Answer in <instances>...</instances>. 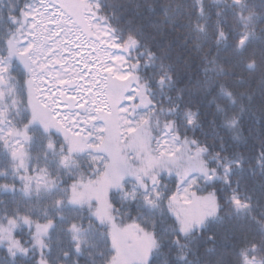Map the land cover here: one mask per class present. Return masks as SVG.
I'll return each mask as SVG.
<instances>
[{
  "label": "trees",
  "instance_id": "obj_1",
  "mask_svg": "<svg viewBox=\"0 0 264 264\" xmlns=\"http://www.w3.org/2000/svg\"><path fill=\"white\" fill-rule=\"evenodd\" d=\"M88 1L127 59L121 96L134 84L148 104L142 144L168 134L182 146L179 165L205 172L116 165L109 181L101 168L97 180L82 134L34 125L23 167L0 140V264H264V0ZM39 2L0 0V60ZM13 73L23 80L20 66ZM37 168L48 172L47 192L28 191ZM193 177L186 210L212 200L195 220L181 215L178 198ZM82 231L91 243L77 253L71 238Z\"/></svg>",
  "mask_w": 264,
  "mask_h": 264
},
{
  "label": "rangeland",
  "instance_id": "obj_2",
  "mask_svg": "<svg viewBox=\"0 0 264 264\" xmlns=\"http://www.w3.org/2000/svg\"><path fill=\"white\" fill-rule=\"evenodd\" d=\"M83 1L88 0H40L37 8L28 13L24 31L12 37L8 43L6 59L0 60V140L7 144L13 154L15 166L23 167V151L33 143L31 131L34 125H41L44 132L59 126L73 134H82L89 151L94 153H88L87 157L97 167V180L99 174L104 173L103 170L105 180L109 181V173L116 165L153 167L157 172L167 173L171 167H178L181 178L185 175H202L204 168L194 161L179 165L182 146L170 135L164 134L151 148L142 144L138 126L144 118L142 111L148 104L134 84L126 90L124 97L121 96L124 90L120 84L131 75L127 59L106 28L94 23L93 2L88 1L87 6H83ZM44 39L50 42L49 47L44 44ZM52 48L58 51V55L43 61L45 53ZM17 66L22 69L21 81L13 73V68ZM82 67L85 68L84 72L81 71ZM90 68L92 72L87 76L86 70ZM107 77L113 81L110 87L114 90L110 89V94L105 91ZM69 80L77 86L75 90L65 91V94L76 95L80 102L87 103L83 115L68 114L58 109V88ZM106 97L110 98V104ZM44 109L53 113L54 121H48ZM26 114L29 116L28 124L16 130L20 116ZM44 136L49 139L48 134ZM121 158L124 163H120ZM34 164L39 167L36 161ZM66 167L75 177L79 176L69 164ZM195 178L182 181L178 196L181 215L191 212V220L202 216L204 210L201 207L211 206L212 203L208 197L197 199V203L189 209L192 211L186 210L194 204L191 187ZM27 179L28 191L30 188L48 191L45 185L51 180L46 169L37 168ZM104 182L91 186V192L98 195ZM24 199L28 201L26 196ZM130 232L135 237L137 231ZM71 242L74 244L73 250L79 253V249L85 247L83 245L91 243V234L87 231L75 232ZM137 244L138 241L135 246ZM58 264L72 263L59 261Z\"/></svg>",
  "mask_w": 264,
  "mask_h": 264
},
{
  "label": "flooded vegetation",
  "instance_id": "obj_3",
  "mask_svg": "<svg viewBox=\"0 0 264 264\" xmlns=\"http://www.w3.org/2000/svg\"><path fill=\"white\" fill-rule=\"evenodd\" d=\"M44 44L49 47L50 46V42L47 40V39H44ZM48 53H50V56L49 57H45L43 59V61H46V60H50L52 58H54L55 56L58 55V51L54 48H52L49 52L45 53L44 56H46ZM66 53H62V55H65ZM77 66H79V64H77ZM82 72L85 71V68L82 67L81 69ZM92 72V69H88L86 70V75H90ZM76 83L72 80H69L67 83H62V85H60V87L58 89H60L59 91V95H58V101H59V106H58V109L59 111L61 112H64V113H68V114H74V113H79L81 115H83L85 112H86V109H87V103L85 102H80L79 98L75 95H68V94H65L66 92L65 91H69L70 90H75L76 89ZM108 88L106 87L105 88V91H107ZM50 93H52V90L50 91ZM90 93V92H89ZM89 93L86 94V97L89 96ZM107 99V103L110 104V98L106 97ZM62 101L66 102L65 104H62ZM67 103L71 104L70 106H67ZM69 108V110L67 109ZM81 109V110H80ZM45 110V109H44ZM43 111V110H41ZM44 112H46V118L48 119V121H54V115H52L53 113L50 112L48 109L45 110Z\"/></svg>",
  "mask_w": 264,
  "mask_h": 264
},
{
  "label": "water",
  "instance_id": "obj_4",
  "mask_svg": "<svg viewBox=\"0 0 264 264\" xmlns=\"http://www.w3.org/2000/svg\"><path fill=\"white\" fill-rule=\"evenodd\" d=\"M50 53H48L45 57H49ZM66 102L62 101V104H65ZM71 104L67 103V106H70ZM69 110V108H67ZM81 110V109H80ZM66 257V256H65Z\"/></svg>",
  "mask_w": 264,
  "mask_h": 264
}]
</instances>
